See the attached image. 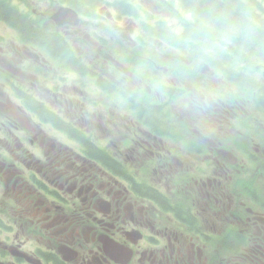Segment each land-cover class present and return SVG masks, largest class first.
I'll return each instance as SVG.
<instances>
[{
	"label": "flooded vegetation",
	"instance_id": "af4514ba",
	"mask_svg": "<svg viewBox=\"0 0 264 264\" xmlns=\"http://www.w3.org/2000/svg\"><path fill=\"white\" fill-rule=\"evenodd\" d=\"M0 24V264H264V125L233 130L242 100L204 89L222 80L188 64L197 86L173 70L129 96L128 58L82 20L44 42Z\"/></svg>",
	"mask_w": 264,
	"mask_h": 264
},
{
	"label": "rangeland",
	"instance_id": "374dc122",
	"mask_svg": "<svg viewBox=\"0 0 264 264\" xmlns=\"http://www.w3.org/2000/svg\"><path fill=\"white\" fill-rule=\"evenodd\" d=\"M3 2L4 0H0ZM36 1H41L40 5L37 4ZM117 0H96V6L93 10L86 9L94 15L95 19L86 18L81 15V20L83 24L87 27L88 31H93L98 36H101L103 41H105L104 45H107L114 51L113 56H122L128 58V60L136 61L141 63L143 74L145 78H142L143 81H150L149 74L154 71L153 62L154 63H162L166 61H174V62H187L193 63L196 60V56L191 54H186L185 57L182 55V51L176 50L173 51L168 49L164 44L159 43L161 40L157 37L152 30L154 27L161 26L162 28H166L173 33L180 32V24L182 21L189 20L192 14L191 12H185L178 0H128L131 3L128 5L129 13L123 14V11L119 12L121 15L118 17V11L113 7L114 2ZM126 2L123 3V6L126 5ZM31 3V4H28ZM28 3H25L20 0H10L8 4L12 7L16 8L18 13L21 16H26L23 12H27L32 14L33 12H38L41 14L39 20L43 21V26L40 25L42 29L52 30L53 29V21L50 19V16L61 6L65 5L63 0H29ZM122 6V5H119ZM23 11V12H22ZM112 15L113 20L111 21L108 16ZM36 19V18H35ZM31 22L32 20L29 19ZM33 26L34 23L32 22ZM14 30L19 31L12 25H9ZM44 27V28H43ZM146 27H148L149 32L146 31ZM35 28V27H34ZM36 29V28H35ZM132 29V30H131ZM12 32V30L7 28H2L0 24V31ZM12 38L10 37L5 43H11ZM162 42V41H160ZM74 45L78 44L76 40ZM82 46H86V43H80ZM168 45V44H167ZM205 50V46H197V50ZM105 48H103V51ZM227 52H230L229 48H226ZM180 60L175 61L174 59L180 58ZM106 59H103V61ZM130 62V61H129ZM107 66L115 73V75H119V70L113 68L107 63ZM213 71V73H212ZM133 77V75H131ZM258 78L264 79L263 73L258 74ZM207 79L209 81H224V85L220 86V89L225 92L226 95H232L234 97H239L243 101L246 106L247 115L250 117H254L255 122L252 126L264 125V113L260 112V108L256 101L254 102L250 99V94L245 90H238L235 86L230 83H227L224 75H220L218 71L211 70L207 73ZM166 77L162 78L158 84L165 82ZM132 85L129 86L128 94L133 95V90H131ZM159 88V86L157 85ZM135 94V93H134ZM188 99V96H185ZM181 97L177 100L175 108L187 109L189 110L190 106L188 104L185 105L186 98ZM194 96L192 97V99ZM189 101V100H188ZM237 117L230 119V122L234 125L233 130H237L238 125L236 123ZM225 129L226 125H223ZM218 126L212 127L211 131L213 133H217ZM221 132H224V130ZM252 132V131H250ZM128 138H135L134 135H131L130 131L123 132ZM116 135L115 132L112 133V136ZM219 137L222 136L221 133L218 134ZM114 143L117 145H121L120 148L125 149V147L130 148L134 142L130 139H124L122 142H117L114 140ZM237 144V141H236ZM137 144H135L136 146ZM231 146H235V141L231 143ZM111 148H116L114 144L111 145Z\"/></svg>",
	"mask_w": 264,
	"mask_h": 264
},
{
	"label": "trees",
	"instance_id": "16d2710c",
	"mask_svg": "<svg viewBox=\"0 0 264 264\" xmlns=\"http://www.w3.org/2000/svg\"><path fill=\"white\" fill-rule=\"evenodd\" d=\"M63 1L76 10L83 8L85 3L87 5L95 2V0ZM178 1L185 11L192 13V20L184 24L181 35L172 34L166 39L178 46L187 42L192 47L205 46L208 53H200V58L225 68L231 80L234 79L235 82L253 80L256 65L264 64V0ZM115 6L123 11L118 4ZM27 17L21 16L17 9L8 3L0 1V18L7 19L17 28L23 39L44 42L46 35L28 17L34 23L33 26ZM159 30L168 31L166 28ZM56 43L57 39L52 38V44ZM226 48H229L230 52H227ZM262 102L264 103V97Z\"/></svg>",
	"mask_w": 264,
	"mask_h": 264
},
{
	"label": "water",
	"instance_id": "95a60500",
	"mask_svg": "<svg viewBox=\"0 0 264 264\" xmlns=\"http://www.w3.org/2000/svg\"><path fill=\"white\" fill-rule=\"evenodd\" d=\"M52 18L60 25L66 22H73V24H76L79 21L77 12L69 7H61Z\"/></svg>",
	"mask_w": 264,
	"mask_h": 264
},
{
	"label": "bare ground",
	"instance_id": "6f19581e",
	"mask_svg": "<svg viewBox=\"0 0 264 264\" xmlns=\"http://www.w3.org/2000/svg\"><path fill=\"white\" fill-rule=\"evenodd\" d=\"M61 7H59L57 10H59ZM224 57V56H223ZM222 64V63H221ZM225 67V66H224Z\"/></svg>",
	"mask_w": 264,
	"mask_h": 264
}]
</instances>
